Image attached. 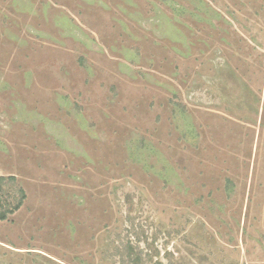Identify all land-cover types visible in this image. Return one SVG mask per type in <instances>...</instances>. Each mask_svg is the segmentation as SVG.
I'll return each instance as SVG.
<instances>
[{
  "label": "rangeland",
  "instance_id": "obj_1",
  "mask_svg": "<svg viewBox=\"0 0 264 264\" xmlns=\"http://www.w3.org/2000/svg\"><path fill=\"white\" fill-rule=\"evenodd\" d=\"M0 178V264H264V0H0Z\"/></svg>",
  "mask_w": 264,
  "mask_h": 264
},
{
  "label": "trees",
  "instance_id": "obj_2",
  "mask_svg": "<svg viewBox=\"0 0 264 264\" xmlns=\"http://www.w3.org/2000/svg\"><path fill=\"white\" fill-rule=\"evenodd\" d=\"M1 180H3L2 178H0V182H1ZM12 180V179H11ZM20 195H21V197H20V200L21 201H19L18 203H17V206L13 209V210H17L20 206H21V202H22V199H23V193L22 192H20ZM4 220H6V215H3V214H0V221H4Z\"/></svg>",
  "mask_w": 264,
  "mask_h": 264
}]
</instances>
